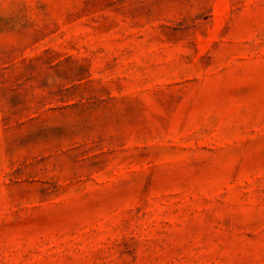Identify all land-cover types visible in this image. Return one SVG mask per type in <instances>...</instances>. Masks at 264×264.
Here are the masks:
<instances>
[{"label": "rangeland", "instance_id": "rangeland-1", "mask_svg": "<svg viewBox=\"0 0 264 264\" xmlns=\"http://www.w3.org/2000/svg\"><path fill=\"white\" fill-rule=\"evenodd\" d=\"M0 264H264V0H0Z\"/></svg>", "mask_w": 264, "mask_h": 264}]
</instances>
